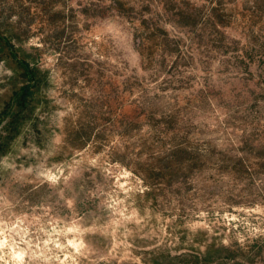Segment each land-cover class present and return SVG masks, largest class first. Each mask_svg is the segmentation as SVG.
<instances>
[{
  "label": "rangeland",
  "instance_id": "374dc122",
  "mask_svg": "<svg viewBox=\"0 0 264 264\" xmlns=\"http://www.w3.org/2000/svg\"><path fill=\"white\" fill-rule=\"evenodd\" d=\"M0 42V264H264V0H0Z\"/></svg>",
  "mask_w": 264,
  "mask_h": 264
},
{
  "label": "trees",
  "instance_id": "16d2710c",
  "mask_svg": "<svg viewBox=\"0 0 264 264\" xmlns=\"http://www.w3.org/2000/svg\"><path fill=\"white\" fill-rule=\"evenodd\" d=\"M1 52H5L4 56L17 64L18 68L17 71H15V77L21 79L22 82L18 89H13V96L9 101L3 103L4 105L2 107L0 105V126L9 116H15L21 109L25 108L28 100L34 96L39 84V71L31 66V63L26 57L20 56L14 46L8 42L2 45V42H0V53ZM4 60L7 61L6 59ZM16 108H19V111H16Z\"/></svg>",
  "mask_w": 264,
  "mask_h": 264
}]
</instances>
